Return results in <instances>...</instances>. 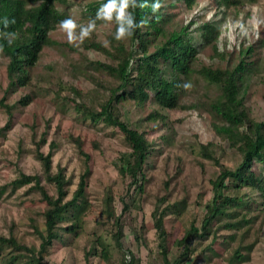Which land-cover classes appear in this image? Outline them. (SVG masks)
Wrapping results in <instances>:
<instances>
[{
    "label": "rangeland",
    "instance_id": "374dc122",
    "mask_svg": "<svg viewBox=\"0 0 264 264\" xmlns=\"http://www.w3.org/2000/svg\"><path fill=\"white\" fill-rule=\"evenodd\" d=\"M98 1L67 0L56 6L78 24H86L87 6ZM165 7L169 21L159 42L174 30L188 27L199 54L192 64L191 87L180 92L176 108H162L151 101L140 108L131 101L121 104L124 118L153 144L142 194L120 172L121 159L130 152L121 132L102 121L95 124L83 119L64 99L75 96L73 87L88 102L97 96L103 101L114 83L106 71L100 67L96 70L90 62L110 60L85 50L81 42L69 43L58 27L49 34L54 43L43 49L37 64L29 69L33 86L19 88L5 98L8 58L0 49V236H15L32 248L40 246L35 227L45 229L46 202L31 188L33 184L11 185L20 174L36 175L49 195H57L55 184L45 178L36 156L38 143L44 155L52 151V173L62 172L68 181L66 200L72 198L82 174L89 170L83 224L75 233L62 232V239L54 242L45 256L48 264H123L124 253L130 264H163L154 228V215L163 209L167 211L169 258L180 254L174 242L191 222L200 224L214 194L212 181L223 167L234 169L241 162L237 150L215 132L214 126L223 124L212 111L219 90L204 77V70H233L242 60L252 63L257 72L248 75L250 80L241 92L251 117L264 120V23H255L257 18L264 21V0H240L237 6L229 7H219L215 0H200L192 8L178 0H167ZM234 21L247 25V36H240L238 30L228 31L227 25ZM206 22L218 29L212 44H205L201 38V25ZM95 30L99 41L109 42L107 36L114 33V25ZM50 67L52 72H48ZM30 94L29 105L18 104L22 96ZM5 105L11 107L13 117L12 125L2 131L10 117ZM94 107L99 110L97 104ZM77 139L88 159L80 153ZM117 220L123 231L122 249L115 239ZM236 233L235 240H225L232 233L219 231L195 242L196 251L187 264H229L239 247L245 258L240 263L234 260V264H264L262 216ZM102 246L109 253L108 261L100 256Z\"/></svg>",
    "mask_w": 264,
    "mask_h": 264
},
{
    "label": "trees",
    "instance_id": "16d2710c",
    "mask_svg": "<svg viewBox=\"0 0 264 264\" xmlns=\"http://www.w3.org/2000/svg\"><path fill=\"white\" fill-rule=\"evenodd\" d=\"M67 0H0V18L14 19L7 29L0 25V31L15 32V39L9 44L0 38V49L8 58L7 75L8 87L5 98L9 93L17 92L19 88L30 89L33 86L29 69L34 67L43 49L54 42L49 34L59 27L58 22L68 16L59 10L56 4H64ZM188 8L200 0H178ZM219 7L237 6L240 0H215ZM104 0L87 6V16L93 18L97 8ZM154 18H150L147 25L136 29L133 37L116 41L113 33L108 35L109 45L98 40L97 31L81 43L87 51H94L103 55L107 61H91L96 70L106 71L112 78L109 93L103 101L99 98L86 101L83 93L71 88L75 96L64 99L74 105L75 112L83 119H90L95 124L103 122L107 126L118 129L123 135L130 152L123 156V167L120 172L128 176L130 184L142 194L146 182V170L153 153V144L147 139L144 132L133 128L124 118L122 103L131 101L137 108L143 107L148 101L162 108H176L180 92L185 82L192 78V64L197 61L199 48L195 44L194 34L188 27L171 32L170 37L163 42L160 38L166 31L168 15L165 4ZM86 14V13H85ZM136 19L152 17L151 9L137 8ZM113 23L96 21L97 27ZM113 31V32H114ZM218 29L212 22L201 25V38L205 44H212L218 38ZM100 67V68H99ZM48 72H52L51 67ZM257 72L252 63L243 60L233 70L206 69L204 77L210 84L217 86L219 97L212 104L213 117L223 121L222 125H215V132L227 140L241 156V162L234 169L223 167L221 173L212 181L214 194L205 207V213L199 225L191 222L183 236L174 242L181 251L174 259L169 258L167 248L168 232L165 227L166 210L154 215V228L159 238V248L163 264H187L195 253L194 243L217 235L219 231L232 233L225 240H235L236 232L243 231L255 219L262 216L264 224V120L256 121L244 106L242 88L247 86L248 75ZM247 76V78H246ZM4 98V99H5ZM63 99V101H65ZM32 101V95H24L18 101L21 106H27ZM66 104V103H65ZM99 107L95 111L94 105ZM9 112V120L2 131L12 125V109L5 105ZM153 117V115H152ZM44 142L41 141V143ZM77 146L82 155L89 157L82 149V143L77 139ZM36 156L41 162L45 178L53 182L56 187L55 197L48 194L41 185V178L36 175L20 174L11 185L33 184L31 188L41 193L46 202L44 212L45 229L41 231L35 227L41 243L39 248H32L22 244L15 236H0V264H48L46 254L54 242L62 239V232L75 233L82 226L87 202L84 192L87 186L86 176L88 169L81 176L78 188L70 200H66V185L68 181L62 172L52 173V151L47 155L40 152L38 143ZM55 146H52V150ZM210 158L215 159L213 156ZM254 193V195H253ZM129 207H125L127 210ZM257 213L255 217L251 214ZM118 231L115 239L122 249L120 240L123 236L122 227L116 221ZM246 234L241 235L242 240ZM141 237H138V240ZM214 239V238H213ZM215 240V239H214ZM101 245V242H100ZM6 250V253L4 252ZM101 257L109 260V253L102 246ZM129 254H131L128 251ZM90 255L89 253L87 254ZM123 254V264H130ZM244 253L241 247L235 250L229 264L243 262Z\"/></svg>",
    "mask_w": 264,
    "mask_h": 264
},
{
    "label": "clouds",
    "instance_id": "9594fccd",
    "mask_svg": "<svg viewBox=\"0 0 264 264\" xmlns=\"http://www.w3.org/2000/svg\"><path fill=\"white\" fill-rule=\"evenodd\" d=\"M161 7V0H104L97 8L94 17L90 18L86 24H78L71 16L60 20L58 24L59 28L65 33L69 43H82L97 27L96 21H103L105 23L114 22L115 31L112 34L113 38L116 41H121L133 37L136 29L147 25L149 19L154 18ZM137 8H150L152 17L142 18L138 21L135 15V10ZM14 23V19H9L7 17L0 18V25H2L4 29H7L10 24ZM255 23L259 25L260 23H264V21L257 18ZM227 29L228 31L238 30L240 36H247L249 31L247 25L239 21L231 22L227 25ZM15 35V32L0 31V38H3L9 44L15 39ZM108 43L107 40L104 41L105 46H107ZM182 86L184 88L191 87L188 82H185Z\"/></svg>",
    "mask_w": 264,
    "mask_h": 264
}]
</instances>
